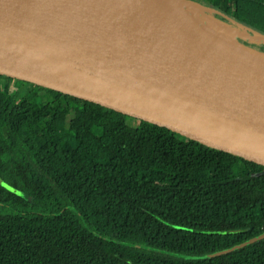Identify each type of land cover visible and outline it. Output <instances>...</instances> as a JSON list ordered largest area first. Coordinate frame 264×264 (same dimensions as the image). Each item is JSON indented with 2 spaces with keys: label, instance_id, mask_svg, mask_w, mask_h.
I'll return each mask as SVG.
<instances>
[{
  "label": "trees",
  "instance_id": "1",
  "mask_svg": "<svg viewBox=\"0 0 264 264\" xmlns=\"http://www.w3.org/2000/svg\"><path fill=\"white\" fill-rule=\"evenodd\" d=\"M196 1L264 33V0ZM3 77L0 264H264V238L201 257L264 233V166Z\"/></svg>",
  "mask_w": 264,
  "mask_h": 264
},
{
  "label": "water",
  "instance_id": "2",
  "mask_svg": "<svg viewBox=\"0 0 264 264\" xmlns=\"http://www.w3.org/2000/svg\"><path fill=\"white\" fill-rule=\"evenodd\" d=\"M204 10L264 38L195 0H0V75L97 103L264 166V49L242 36L226 40L195 18ZM0 184L22 193L1 176ZM263 238L264 233L201 257Z\"/></svg>",
  "mask_w": 264,
  "mask_h": 264
},
{
  "label": "bare ground",
  "instance_id": "3",
  "mask_svg": "<svg viewBox=\"0 0 264 264\" xmlns=\"http://www.w3.org/2000/svg\"><path fill=\"white\" fill-rule=\"evenodd\" d=\"M188 3L189 4L187 6L190 7V1H188ZM195 13L196 19L203 21L206 26H209L211 29L219 33L221 36H223L226 40L230 42H236L237 36L249 37L252 39L256 38L264 42V39L260 38L261 36L259 34H253L248 28L245 27L234 28L231 25L222 23L220 20L215 18L211 13L206 10H204L203 12L196 11Z\"/></svg>",
  "mask_w": 264,
  "mask_h": 264
},
{
  "label": "rangeland",
  "instance_id": "4",
  "mask_svg": "<svg viewBox=\"0 0 264 264\" xmlns=\"http://www.w3.org/2000/svg\"><path fill=\"white\" fill-rule=\"evenodd\" d=\"M196 1V0H195ZM198 2V1H197ZM200 3V2H199ZM209 13H211L215 18H218V19H220V18H223V15L222 14H220L219 12H216L215 10H211V11H208ZM229 22V21H228ZM229 25H231L232 27H234V28H237L234 24L232 25V24H230V23H228ZM238 37H241V36H237V38ZM242 39H243V41H245V42H250V43H252L253 45H260V46H262V47H264V42L263 41H260L259 39H256V38H254V39H252V38H249V37H244L243 38V36L241 37ZM264 39V38H263ZM256 47V46H255ZM2 82H3V84H4V86H5V88L7 89V90H16V89H23V90H33V91H35L36 90V88L37 87H35L34 85H32V84H30V83H27V82H24V81H22V80H19V79H15V78H6V77H3L2 78ZM7 85V86H6ZM42 97V96H41Z\"/></svg>",
  "mask_w": 264,
  "mask_h": 264
}]
</instances>
